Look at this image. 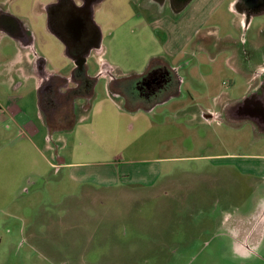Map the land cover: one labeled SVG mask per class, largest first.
Segmentation results:
<instances>
[{
  "label": "rangeland",
  "instance_id": "obj_1",
  "mask_svg": "<svg viewBox=\"0 0 264 264\" xmlns=\"http://www.w3.org/2000/svg\"><path fill=\"white\" fill-rule=\"evenodd\" d=\"M55 2L0 0V10L31 32L33 57L67 77L74 64L49 28ZM235 2L194 0L179 19L167 8L161 23L147 20L144 0L97 5L103 51L87 61L97 78L90 109L78 100L74 129L48 132L43 177L0 188V264H264L263 225L247 253L234 243L251 236L264 206V133L209 117L246 98L264 69V15L245 32ZM0 39L11 58L10 38ZM151 54L171 63L181 95L132 112L110 97L108 74L130 83ZM62 159L85 163L80 183Z\"/></svg>",
  "mask_w": 264,
  "mask_h": 264
},
{
  "label": "flooded vegetation",
  "instance_id": "obj_2",
  "mask_svg": "<svg viewBox=\"0 0 264 264\" xmlns=\"http://www.w3.org/2000/svg\"><path fill=\"white\" fill-rule=\"evenodd\" d=\"M162 8L179 10L185 8L191 0H154ZM237 1V0H236ZM103 0H57L48 6L49 28L66 46L67 56L74 64L70 76L45 73L46 60L36 58L34 69L41 75V93L44 99V113L51 127L63 128L77 121V108L84 107L92 93L97 78L87 73V61L96 51L102 53L103 35L101 28L94 21V12L97 5ZM245 9L254 15H264V1L252 4L248 0H240ZM253 17V18H254ZM0 32H6L20 39L23 46L32 49L33 37L26 25L16 17L0 10ZM264 53V51H263ZM36 57V56H35ZM175 69L164 60L151 63L147 72L135 76L129 83L126 78H111L112 92L123 97L126 105L140 106L147 103H160L166 99L180 95V80ZM259 84L252 89L246 98L235 103H228L227 108L219 115V119H226L233 125L240 126L244 122L252 123L259 131L264 133V69L256 72ZM78 100L83 104L78 105ZM78 105V106H77ZM212 118V116L209 115ZM214 118V117H213ZM252 219L256 221L251 236L238 245L247 253L250 248L256 247L260 237V230L264 226V206L258 205L253 212ZM254 221V222H255Z\"/></svg>",
  "mask_w": 264,
  "mask_h": 264
},
{
  "label": "crops",
  "instance_id": "obj_3",
  "mask_svg": "<svg viewBox=\"0 0 264 264\" xmlns=\"http://www.w3.org/2000/svg\"><path fill=\"white\" fill-rule=\"evenodd\" d=\"M193 1L191 0L185 8L170 9L172 15L177 19L181 18L180 15L190 7ZM144 2H147L144 9L149 14L146 17L148 21L161 23L166 20L167 17L165 16L159 17L167 8L159 7L154 0H144ZM168 22L170 27H172V23L176 25L179 23L178 20L171 18ZM155 27L158 28V26ZM178 28L180 30L181 27ZM2 34L10 38L15 51L13 56L8 59H4L5 52L0 51V188L6 192L15 188H23L27 182L31 183L30 181L35 179L34 177L36 179L43 177L49 142L48 132L51 130L40 102V90L43 81L41 75L33 67L37 57H33L31 50L23 46L17 37L6 32H2ZM0 41L2 42L1 39ZM156 55L151 54L150 60H152L148 68L155 60H164L172 67L164 56ZM147 69L139 75L145 74ZM44 71L50 75L56 74L48 72L46 67ZM108 80L110 97L115 102L116 100L119 101L116 97H120L121 100L123 97L114 95L112 92L111 78L109 77ZM253 87L250 84L248 91H251ZM180 95L170 97L160 103L133 105L131 106L133 107L132 112L153 113L158 105H164L172 98L176 99ZM204 116L208 119L207 114L204 113ZM213 117L216 116L212 115ZM56 131L65 130L57 128ZM62 161L63 169H69L68 179L72 181L73 185L80 183L83 172L80 170L84 168L81 165L85 163H67L64 159ZM117 176L120 178V173ZM83 179L87 178L83 176Z\"/></svg>",
  "mask_w": 264,
  "mask_h": 264
},
{
  "label": "water",
  "instance_id": "obj_4",
  "mask_svg": "<svg viewBox=\"0 0 264 264\" xmlns=\"http://www.w3.org/2000/svg\"><path fill=\"white\" fill-rule=\"evenodd\" d=\"M264 0H248V2L252 3V4H256L258 2H261ZM264 7V5L259 6V8ZM232 10L233 12H235L236 14L240 15L243 17V28L244 31L246 32L248 30V28L250 27L253 17L254 15H252L251 13H249L245 7L241 4L240 0H237L233 6H232ZM244 101L249 102V98H245Z\"/></svg>",
  "mask_w": 264,
  "mask_h": 264
},
{
  "label": "trees",
  "instance_id": "obj_5",
  "mask_svg": "<svg viewBox=\"0 0 264 264\" xmlns=\"http://www.w3.org/2000/svg\"><path fill=\"white\" fill-rule=\"evenodd\" d=\"M199 39H201L200 41H201V43H203V42H205V40H204V38H199ZM222 48V47H221ZM156 61V60H155ZM155 61H152V63H154ZM94 96V91H92V93H91V95L88 97V99H87V102H86V104L84 105V107L82 108L84 111H88L89 109H90V103H91V98ZM40 102H41V107H42V110L44 111V99H43V96H42V93H41V90H40ZM49 123V122H48ZM74 125H75V122L74 123H72L70 126H67V127H64V129L63 130H70V129H72L73 127H74ZM53 127V126H52ZM51 127V125L49 124V128H50V130L51 131H56L57 129L56 128H52ZM1 243V242H0Z\"/></svg>",
  "mask_w": 264,
  "mask_h": 264
},
{
  "label": "bare ground",
  "instance_id": "obj_6",
  "mask_svg": "<svg viewBox=\"0 0 264 264\" xmlns=\"http://www.w3.org/2000/svg\"><path fill=\"white\" fill-rule=\"evenodd\" d=\"M236 249L238 252H240L242 254L244 253V250L241 247H239L238 245H236Z\"/></svg>",
  "mask_w": 264,
  "mask_h": 264
}]
</instances>
